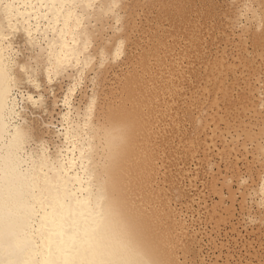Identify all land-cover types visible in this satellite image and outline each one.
Segmentation results:
<instances>
[{"label": "bare ground", "instance_id": "6f19581e", "mask_svg": "<svg viewBox=\"0 0 264 264\" xmlns=\"http://www.w3.org/2000/svg\"><path fill=\"white\" fill-rule=\"evenodd\" d=\"M0 264H264V0H0Z\"/></svg>", "mask_w": 264, "mask_h": 264}, {"label": "rangeland", "instance_id": "374dc122", "mask_svg": "<svg viewBox=\"0 0 264 264\" xmlns=\"http://www.w3.org/2000/svg\"><path fill=\"white\" fill-rule=\"evenodd\" d=\"M242 233H243V234H245V232H244V231H242Z\"/></svg>", "mask_w": 264, "mask_h": 264}]
</instances>
